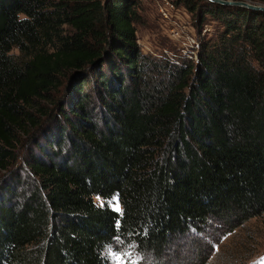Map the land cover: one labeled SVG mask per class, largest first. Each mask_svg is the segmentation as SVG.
Returning a JSON list of instances; mask_svg holds the SVG:
<instances>
[{
  "label": "trees",
  "instance_id": "obj_1",
  "mask_svg": "<svg viewBox=\"0 0 264 264\" xmlns=\"http://www.w3.org/2000/svg\"><path fill=\"white\" fill-rule=\"evenodd\" d=\"M175 3L213 22L194 57L142 50L141 0H0V264H140L264 212V10Z\"/></svg>",
  "mask_w": 264,
  "mask_h": 264
},
{
  "label": "rangeland",
  "instance_id": "obj_2",
  "mask_svg": "<svg viewBox=\"0 0 264 264\" xmlns=\"http://www.w3.org/2000/svg\"><path fill=\"white\" fill-rule=\"evenodd\" d=\"M140 12L137 41L144 52L160 57L192 54L198 39L214 28L213 22L207 21L199 32L195 15L175 0H141ZM94 200L103 203L98 195ZM107 201L121 208L116 196ZM130 252L110 249L112 264L135 262L139 256ZM142 257L140 264H264V212L234 226L211 221L199 232L177 237L164 255Z\"/></svg>",
  "mask_w": 264,
  "mask_h": 264
},
{
  "label": "water",
  "instance_id": "obj_3",
  "mask_svg": "<svg viewBox=\"0 0 264 264\" xmlns=\"http://www.w3.org/2000/svg\"><path fill=\"white\" fill-rule=\"evenodd\" d=\"M211 1L218 2L221 4H234V5L245 6L252 9L264 10V3L254 2L251 0H211Z\"/></svg>",
  "mask_w": 264,
  "mask_h": 264
},
{
  "label": "built area",
  "instance_id": "obj_4",
  "mask_svg": "<svg viewBox=\"0 0 264 264\" xmlns=\"http://www.w3.org/2000/svg\"><path fill=\"white\" fill-rule=\"evenodd\" d=\"M196 46H197V43L195 44V49H196ZM195 49L192 50V54L191 53H188L187 55H189L190 57H194L195 56Z\"/></svg>",
  "mask_w": 264,
  "mask_h": 264
},
{
  "label": "snow or ice",
  "instance_id": "obj_5",
  "mask_svg": "<svg viewBox=\"0 0 264 264\" xmlns=\"http://www.w3.org/2000/svg\"><path fill=\"white\" fill-rule=\"evenodd\" d=\"M117 211H119V208H117Z\"/></svg>",
  "mask_w": 264,
  "mask_h": 264
}]
</instances>
